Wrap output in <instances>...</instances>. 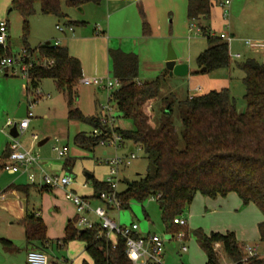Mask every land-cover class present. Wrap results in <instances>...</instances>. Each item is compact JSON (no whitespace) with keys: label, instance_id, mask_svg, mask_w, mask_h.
<instances>
[{"label":"rangeland","instance_id":"obj_1","mask_svg":"<svg viewBox=\"0 0 264 264\" xmlns=\"http://www.w3.org/2000/svg\"><path fill=\"white\" fill-rule=\"evenodd\" d=\"M210 1L217 9V4L226 0ZM138 3L122 0H99L98 2L88 0L79 7H72L67 4L66 0H62V10L67 15L65 18L43 14L40 6L36 5L35 14L29 18L27 43L25 42V18L19 10L13 8L12 0H0V22L6 21L8 25L6 45L10 48L11 56L26 52L36 62L41 59L38 48L45 42L55 43L60 41L61 44L66 45L67 41L73 40L71 43H74V40H81L87 36L88 39L82 41L79 47L74 49L70 47V50L75 57V54L83 56V59H79L83 65L87 64L95 74L91 78H107L109 76V78L114 79L111 58L110 65L107 68L101 60L103 47L106 43L98 40L97 37L111 39V47L114 50L121 49L124 52L135 54L141 52L144 58L148 59L146 62L141 61L140 82L155 80L163 74L166 68L169 47L171 46L178 58H185L192 72L187 77L166 76L159 91L158 99L155 101L152 122L154 126L159 127L165 121L163 113L170 104L172 109L171 121L175 126L178 148L183 150L185 144L182 139L183 126L179 102L185 100L189 94H206L212 90L228 88L231 90L238 108L244 111L246 109L244 73L234 65L213 71H202L204 67L200 68L198 66L197 58L209 47V44L199 27V23L193 22L195 26L190 29L191 21L187 15L188 0L156 1L154 7L148 10L150 18L154 22L151 26L153 33L149 35L144 33L143 28L144 18L149 20V15ZM69 20L85 23L83 25H73L74 36L70 33L65 35L56 29L58 24L65 27ZM155 20L159 23H155ZM227 20V23H224L221 18L218 22L214 20L211 32L217 34L216 36L225 33L232 37L231 52L243 53L246 48L251 52L252 57L261 62L264 51L249 49L244 44L246 41L264 44V0H231L230 14ZM208 24L207 21L202 22L204 26ZM165 37L168 41L166 59L161 61L159 48L160 43L163 41L162 38L165 39ZM27 45L35 52L33 53L27 49ZM244 59L245 56L235 58L239 62ZM16 69L18 75L10 73L9 76H6L5 71L0 74V189H4L15 176L20 175L7 172L2 167L3 156L8 145L12 143L9 134L10 127H7V123L16 121L18 118L15 115L19 106L24 102H32L33 99H37V91H40L43 96L32 103L29 109L33 113L30 126L17 140L20 141L24 149L33 148V153H39L42 161L50 159L49 162L52 164L65 162V158H59L53 150L54 146L68 144L71 154L72 150L77 149L76 151L81 154L76 155L78 157L74 158L73 169L67 172L75 177L77 183L81 186L85 183L88 184V191L94 193L93 181L92 179L87 180L85 173L93 174L97 180L105 181L107 179V166L105 163H101L102 159H97L104 158L101 155L103 146L99 145L95 151H90L78 147L74 141L77 133L84 132L91 135L94 127L85 122L69 119V107L66 97L63 92L57 89L54 80L44 79L39 89L30 92L26 88L27 78L20 71V67L16 66ZM199 87L201 92L197 91ZM77 92L76 106L84 115L98 114L100 116L103 107L110 106L109 113L114 116L117 128L122 130H133L135 128L133 120L122 116L117 110L115 101L109 100L107 90L81 82L77 86ZM160 107L162 110L164 109L162 112ZM33 134L38 135V141H33ZM44 139H48V141L39 146L38 143ZM124 143L129 146L131 141L125 140ZM133 146L138 158L133 160L120 173V178L123 179L119 184V190L121 191L127 188V181L139 180L145 177L148 172L150 162L147 155L142 148L140 149L137 145ZM105 147L109 148L112 155L116 153L114 147ZM117 153L126 155L127 149L120 148ZM44 171L50 174L59 173L53 170L50 171L46 167ZM35 173L38 176L41 174L38 170H35ZM23 180L26 184L31 183L28 175L24 176ZM92 205L97 207L102 205V202L100 199L93 198ZM74 210L77 216L75 206ZM90 217L94 220L97 219L95 215H90ZM180 217L186 219L188 224V229L185 232L187 239L184 242L168 240L171 238V233L167 231L166 224L163 221L160 205L152 198L142 202L131 200L128 208H115L110 212V218L120 225L137 224L140 232L144 234L156 233L168 240L165 246L164 264H206L207 256L197 236L199 230L205 234L233 231L237 235L239 244L243 246L258 245L260 252L264 253V244L259 239L258 230V224L263 220V215L256 205H245L236 193H230L226 197L215 199L204 197L198 193ZM76 226L80 230L83 229L78 223ZM23 228L17 220L11 218L9 210L0 206V264H27L29 251L26 249L27 243ZM54 234L56 236L58 230L54 231ZM2 238H12V242L18 250L13 252L6 249L1 242ZM50 242V247L48 250L46 249L50 263L65 264L67 261L69 264H85L84 260H86L88 264H92V259L84 252L83 242L79 240L72 241L75 248L66 247L62 240L59 241L56 237L51 239ZM183 245L188 247L187 252H182ZM215 247L221 251L220 244L215 245Z\"/></svg>","mask_w":264,"mask_h":264},{"label":"trees","instance_id":"obj_2","mask_svg":"<svg viewBox=\"0 0 264 264\" xmlns=\"http://www.w3.org/2000/svg\"><path fill=\"white\" fill-rule=\"evenodd\" d=\"M88 0H66L72 7H79ZM99 1V0H94ZM13 8L19 10L25 18V42L29 29V18L40 6L43 14H52L58 18L67 15L62 10V0H12ZM213 3L210 0H189L187 15L190 21L200 17L209 18ZM85 24L69 21L67 25ZM144 33L151 30L147 20L143 21ZM209 47L197 58L200 68L213 71L231 65L243 73L245 85L244 100L246 109L241 111L228 88L212 90L206 94L188 97L179 102L181 123L183 126V150L178 148L175 126L171 121L172 109L164 111L165 121L156 127L150 108L157 99L163 81L168 75L166 69L155 80L139 81V57L120 49L109 52L113 63L114 78L121 87L112 93L117 110L126 118L133 120V130L115 128L122 139L140 145L149 159L147 175L139 180L127 181V188L118 195L121 208H128L131 200L144 201L157 197L162 210V218L167 231L171 234L181 228L173 224L200 193L207 198L226 197L236 193L245 205H256L263 215L258 224L259 239L264 244V64L255 58L241 62L232 58L229 45L219 36L211 35L208 26L201 25ZM27 49L32 50L28 45ZM38 53L41 59L53 61L51 66L34 64L30 69V82L27 91L37 89L44 79L55 81L57 89L64 93L69 107V119L81 121L101 128L98 117H87L76 106L77 86L83 78L81 61L71 55L64 46H55L52 42L40 45ZM9 46L0 44V62L11 56ZM9 76L8 73H6ZM103 136L94 137L84 132L75 136V144L83 149H93L99 145ZM10 153L9 145L3 159ZM66 161L68 171L71 170ZM94 193L89 199H100L99 194L110 191L105 181L92 178ZM47 188V187H46ZM50 189V188H47ZM78 217L71 220L65 230L64 243L79 240L84 243L92 264H133L126 254L124 238L116 237L114 244L102 233L99 225L93 229H78ZM25 229L28 245H43L47 242V228L40 216L30 213L20 221ZM197 236L207 256V263L219 262L215 245L220 244L230 260L238 264H264V257L251 258L241 262L245 256L244 246L237 241L233 231L202 233ZM1 242L6 249L18 248L8 239ZM88 264L87 262H84Z\"/></svg>","mask_w":264,"mask_h":264},{"label":"built area","instance_id":"obj_3","mask_svg":"<svg viewBox=\"0 0 264 264\" xmlns=\"http://www.w3.org/2000/svg\"><path fill=\"white\" fill-rule=\"evenodd\" d=\"M124 2H141L142 0H122ZM220 6L223 18L227 19L230 14L231 0H226L218 3ZM195 24L192 22L190 29H193ZM57 30L61 33L69 32L74 36V28L72 25H66L65 27L61 25L56 26ZM8 36V25L6 21L0 22V44L6 46V40ZM219 37L231 45L232 37L221 33ZM55 46H59L60 41L53 43ZM245 45L253 50H264V44L246 41ZM233 59L241 58L240 54L232 55ZM262 64H264V56L262 58ZM48 65L51 66L53 61L40 59L39 61H34L31 55L23 52L18 55H13V57H4L0 62V74L5 71V73H13L18 75L17 67H20V71L27 78V87L30 82V69L34 64ZM80 82H83L89 86H95L108 91L109 100H112V93L121 87V82L114 78L111 79L109 76L107 78H89L83 77ZM138 85H141L140 80ZM26 87V88H27ZM37 99H33L32 102H27L28 112L24 118H18L16 121H9L7 127L11 128L16 124L18 129V137L23 135L30 126L31 118L33 113L29 110L32 103L38 101L43 94L37 91ZM110 106H104L102 115L99 117L101 122V128H94L91 136L99 137L103 136L100 140L99 145L101 146H112L116 153L105 159V163L109 168L108 177L105 182L109 185L110 191L102 192L99 194L102 205L93 207L92 199L84 197L72 190V186L75 182V177L68 173L62 174H50L43 171L41 176V185L50 189H63L65 190L66 198L71 201L77 212L78 221L80 227L85 229H93L96 225H99L102 229V233L107 239H110L114 244L116 243V237H122L126 243V254L129 260L133 264H164V252L166 242L168 240H177L179 242H184L186 240L187 234L184 230L178 233L171 234V238L166 240L156 233H142L137 224H132L130 226L120 225L115 220L110 218V212L113 209H120L121 202L119 200V184L121 182L120 173L124 168L129 166L133 160L138 158L134 149L128 152L126 155H121L117 153V150L124 147V140L122 137L115 132V118L109 111ZM10 134V133H9ZM12 138V143L9 144L10 153L3 160L2 167L3 170L12 173H21L24 171L29 172V179L31 182H36V174L33 168L39 167L41 165V156L39 154H34L32 149H24L20 141L17 140L18 137ZM39 137L37 134H33V141H38ZM140 149V145H137ZM59 158H65L68 156L69 149L67 146L56 145L53 147ZM156 200L157 197H152ZM90 215H95L96 220L92 219ZM173 224L184 228L187 226V220L183 217H176L173 219ZM183 251H188L186 245L182 246ZM215 251L219 254V262L217 264H238L237 261L230 260L228 256L223 252L222 247L219 251L215 247ZM245 256L241 262H245L251 258H261L264 257V253H261L258 245H244ZM27 264H55L50 263L48 256L39 250H30L27 255ZM65 264H69L67 261ZM215 264V263H209Z\"/></svg>","mask_w":264,"mask_h":264},{"label":"crops","instance_id":"obj_4","mask_svg":"<svg viewBox=\"0 0 264 264\" xmlns=\"http://www.w3.org/2000/svg\"><path fill=\"white\" fill-rule=\"evenodd\" d=\"M156 1H158V0H142L141 2L138 3L142 8H144L147 11V13L149 15L148 19L150 20V22H148L149 20H147V22L150 26V30H151V26L154 24V22H152L148 10H150V8L154 7V4ZM171 13L173 14V12H171ZM220 18L223 20L224 23H227L228 20L223 18V13H222L220 6H218L217 9H215L214 5H213L212 9H211V14H210L208 19H206L205 17H200L199 19L191 21V23L192 22L199 23V25L201 26L202 22L207 21V22H209V24L207 26L209 27L211 35H217L214 32H211V29H213L214 20L218 22L220 20ZM69 21H74V20H69ZM75 22H77V21H75ZM174 22H175V20H174ZM155 23H159V22L157 20H155ZM161 23L162 22L160 21V25L162 26ZM58 25H60V24H58ZM74 32H75V30H74ZM68 33L69 32H65L64 34L68 35ZM150 33H153V31L151 30ZM164 35L165 34L163 33V36ZM87 39H88V37L86 36L84 39L74 40V43H71L73 40H71L70 42L67 41L66 45H63L60 43L59 46L67 47L71 53L70 47H72V49H74L75 47H79V45L82 44V41L87 40ZM97 39L102 40V41H104V43H106L105 46L103 47V56H102L101 60L104 62V64L106 65V68H107L110 65V54H109V52L111 50H114L111 47L112 46L111 45V39L107 40V39H105V37L104 38L97 37ZM162 39H163V41H162V43H160V48H159L160 58H161V61H165V59H166L165 58L166 57V45H167L168 41H167L166 37H165V39L164 38H162ZM67 40H68V38H67ZM48 42H45V43H48ZM244 46H246V45L244 44ZM230 53L232 55L240 54L241 57L245 56V59L255 58V57H252L250 55L251 52H249L246 48L244 49L243 53L238 52V51L233 53V52H231V49H230ZM75 55H76V58L83 59L82 58L83 56H81L80 54H75ZM137 55L139 57V72H140L141 61L146 62L148 59H145L144 55L141 52ZM263 56H264V53H263ZM178 63H186L185 58L184 57L178 58ZM81 64H82L83 77L91 78V77L95 76L93 70L90 67H88L87 64L83 65L82 61H81ZM165 70H166V68H165ZM191 72H192V69L189 68V74L187 76H189ZM167 76H169V72H168ZM173 76H175V75H173ZM187 76H184V77H187ZM41 83H42V81L40 82L37 89H39ZM197 91L201 92V88L200 87L197 88ZM198 95H200V94H198ZM193 96H196V95H190V94L188 95V97H193ZM150 108H151L152 114H154L155 102L152 105H150ZM169 108H171L170 104L167 107V111L169 110ZM160 110L162 112L164 109L162 110V108L160 107ZM100 116H98V114H97V115H91V116L89 115L87 117H98L99 118ZM133 145L134 144L130 143L129 146L128 145L126 146L124 143L123 148H126L127 153H128V152H131L133 149H135V147ZM64 146H67L69 149L68 156L65 157L64 163L52 164L51 162H49L50 159H47L45 161L44 160L42 161V159H41V165L39 167L33 168L34 172H35V170H38L39 172H41L40 176H38L37 173H35L36 177H37L36 182H31V183L26 184L25 181L23 180V177L28 175V178H29V172L24 171V172L18 173L20 175L15 176L7 184V186L4 187V189L3 188L0 189V206L4 207L5 209L10 211L11 218L17 220L18 223H20V221L22 219L26 218L30 213H34L37 216H40L46 225L47 237H48L47 242L43 245H40V246H37V245L34 246V245H28L27 244L26 245L27 251L39 250V251L44 252L47 255L46 249L48 250V248L51 245L50 240L54 239V237H56L57 240H59V241L63 240L65 237V230H66L68 223L76 217V213L74 210V204L66 198L65 190H63V189H54V190L53 189H47L46 187L41 185V176H42V173H43L45 167L48 168V170H50V171H52V170L56 171V173L57 172L68 173L67 172L68 167L66 166V161H69V163L72 164L71 170L73 169L72 166H73L74 158H77L78 156H76V155H80L81 153L79 151H76L77 149H75V150H72V154H71V149H70L69 145L66 144ZM98 146L99 145H97L93 149H91V150L89 149V150L95 151ZM101 155H103L104 158H97V159L98 160L102 159L101 163L102 162L105 163V159L107 157H110V155L112 156V153L109 151L108 147L103 146V148L101 150ZM2 163H3V160H2ZM105 165H106V163H105ZM107 171L109 172L108 166H107ZM59 173H57V174H59ZM85 175H86L87 180H90L94 177L93 174L88 173V172H86ZM90 175H91V177H90ZM100 181H102V180H100ZM87 188H88V184L85 183L84 185L81 186V184L77 183V180L75 178V182L72 186V190H74L78 194H81L84 197H90L93 195V193H92V191H88ZM120 192H121V190H120ZM66 200L68 202H70L71 204L68 203ZM12 224H14V222H12ZM187 227H188V224L186 226V229H188ZM57 230H58V234H56V236H55L54 231L56 232ZM24 232H25V229H24ZM149 233H151V232H149ZM5 239H8V238H5ZM186 239H187V237H186ZM8 240H10L12 242V238H9ZM63 244H65L66 247L75 248L74 242H68V243L63 242ZM83 249H84V252H86L84 243H83ZM181 250H182V248H181ZM182 252H187V251L182 250ZM84 261L86 262V260H84Z\"/></svg>","mask_w":264,"mask_h":264},{"label":"water","instance_id":"obj_5","mask_svg":"<svg viewBox=\"0 0 264 264\" xmlns=\"http://www.w3.org/2000/svg\"><path fill=\"white\" fill-rule=\"evenodd\" d=\"M80 10H82L80 8ZM48 42L47 44H49ZM166 69L169 72L170 76H179V77H184L189 74V65L187 63H178V57L174 51V49L170 46L167 59H166ZM202 71H206V68H202ZM28 112V104L27 102H24L21 104L19 107L18 111L16 112L15 117L16 118H24L27 115ZM10 135L14 138L18 137V129L17 125L15 124L11 130H10ZM48 139H44L38 143L39 146L44 145ZM91 177V175H90Z\"/></svg>","mask_w":264,"mask_h":264}]
</instances>
